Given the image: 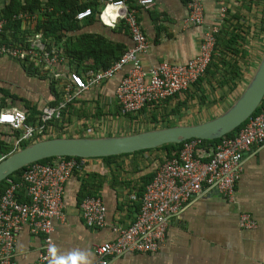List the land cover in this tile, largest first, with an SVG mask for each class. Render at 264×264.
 Returning a JSON list of instances; mask_svg holds the SVG:
<instances>
[{"label": "crops", "instance_id": "0c3cea01", "mask_svg": "<svg viewBox=\"0 0 264 264\" xmlns=\"http://www.w3.org/2000/svg\"><path fill=\"white\" fill-rule=\"evenodd\" d=\"M10 1L0 0V6ZM155 1L152 9H142L138 14L151 42V48L142 61L145 71L160 64L185 65L198 55L206 32L213 26H220L222 34H239V46L244 43L242 50L247 55V63H243L245 74L237 89L229 93L226 88L213 90L207 84L204 91L207 90L208 98L201 105L203 94L192 87L193 100L188 108L183 105L179 107L187 96L183 93L163 103L148 105L138 119H134L135 115L131 119L121 114L116 97L117 88L130 68L127 65L113 79L90 87L68 104L73 109L74 117L68 113L66 118L72 119L67 128L59 131L48 125L46 134L93 138L194 125L217 117L235 101L264 52V0H202L205 7L203 25L186 23L189 0ZM80 4H92L93 15L78 21L79 29L70 35L96 34L123 45L125 50L133 47L134 42L123 20L114 16L117 10L106 9L105 0H80ZM30 26L31 19L23 20V29L28 30ZM30 31L32 33L33 29ZM28 38L41 42L42 47L46 46L41 33H32ZM22 62L8 56L0 57V99L6 105L2 109L18 108L28 115L33 108L42 115L44 110L52 107L57 95L61 97L60 102L64 100L70 73L76 72L75 67L65 59L41 70V75H45L42 77L29 75ZM177 108L179 110L173 112ZM152 114L161 121L155 120ZM167 122L171 124L164 126ZM38 125L31 124L33 127ZM20 136L10 126L0 125V140L4 146L0 147V157L7 155L3 151L9 150L11 153L16 149V140ZM157 154L129 156L112 162L111 166L100 158L82 161L83 168L73 173L66 184L65 221L56 223L53 233V264L60 258L71 264L74 256L86 258L77 264H101L96 247L115 241L122 230L135 221L145 190L143 177L156 171L160 165ZM242 162L243 172L234 203H229L216 192H206L170 220L158 252H129L110 259L107 264H264V144H256L245 151ZM87 174L103 177L102 186L96 193L107 209L106 225L102 228L89 227L81 214L79 193L82 179ZM241 213L250 214L256 228H242L239 223ZM16 241L15 264H35L41 251L42 236L33 234L25 227Z\"/></svg>", "mask_w": 264, "mask_h": 264}, {"label": "built area", "instance_id": "2783aa9c", "mask_svg": "<svg viewBox=\"0 0 264 264\" xmlns=\"http://www.w3.org/2000/svg\"><path fill=\"white\" fill-rule=\"evenodd\" d=\"M105 3L106 9L117 10L114 16L123 20L134 42L133 47L127 49L108 69L89 70L83 74L70 73L64 100L57 107L44 110L37 127L27 123L25 111L18 108L2 109L0 125H8L21 132L15 150L20 149L24 141L36 140V136L47 128L50 121L61 118L67 104L90 87L111 80L127 65L130 68L116 91L122 115L137 113L148 105L174 98L205 75L212 62L220 26H213L206 32L198 55L185 65L160 64L146 72L142 61L151 48V42L138 14L142 9H152L156 1L105 0ZM188 8L186 23L203 25L205 7L202 0H189ZM223 12L226 13V10ZM92 15V8H87L79 11L75 18L81 22ZM14 18L24 21L31 19L23 14ZM7 24V20L0 19V34L4 33ZM31 41L28 50L21 45L0 43V57L8 56L21 61L29 57L44 70L65 60L55 50H46L41 42L35 39ZM256 144H264V110L249 118L233 137L221 138L214 147L203 146L200 139L184 142L177 156L157 167L154 179L145 188L135 221L122 230L115 241L96 247L99 262L107 264L110 259L129 252H158L165 240L170 220L206 192H216L229 203H234L243 172V153ZM6 156H1L0 162ZM78 169H81V165L77 159L58 158L54 163L35 162L28 165L19 181L6 179L8 187L0 199V264H15L16 239L25 227L33 234L42 236V247L35 264H53V233L56 223L65 221L66 184ZM19 194H24L28 201H20ZM80 209L89 227L102 228L106 225L107 209L102 198L86 197ZM239 223L242 228H256L255 220L248 213L239 215Z\"/></svg>", "mask_w": 264, "mask_h": 264}, {"label": "trees", "instance_id": "16d2710c", "mask_svg": "<svg viewBox=\"0 0 264 264\" xmlns=\"http://www.w3.org/2000/svg\"><path fill=\"white\" fill-rule=\"evenodd\" d=\"M90 7H92V4L81 5L80 0H11L9 3L4 4L0 8V19H5L8 22L4 33L0 34V43H12L14 45H21L28 50V48L31 47L32 43V41L29 40L28 37L32 35V33H41L44 37V41H46V50H55L59 55L64 57V59L68 60V62L75 67V71L79 74H83L89 70L97 71L108 69L114 62L119 60L122 54L126 51L123 45L110 42L105 37L96 34H82L78 36L70 35L79 29V23L75 18L76 14L79 11L85 10ZM20 14L27 15L31 18V26L28 30L23 29L22 18H14V16L18 17ZM31 28L33 29L32 33L30 31ZM220 33L217 35L212 62L209 65L205 75L200 78L195 84L189 87L188 90L175 96H180L183 93L187 95L183 102L179 105V107H181L182 105L186 108L189 107L191 100H193V96H191L193 88L199 89L200 92H202L203 97H201L200 102L201 105H203L204 103H206L208 98L206 94L207 90L204 91L207 84L213 87V90H215L216 88H226L229 93H232L237 89L239 83L242 82L245 74V67L243 63H247V55L243 54L244 51L242 49L244 43H242V45L240 46L238 44L241 36L239 34L235 35L233 33L230 36H228L227 33ZM22 63H24V66L29 75L45 77V75H41L40 73L41 70H43V67L36 66V64L32 60H30L29 57H26V59ZM11 97L14 98L13 96ZM60 101L61 97H58L57 95L56 101H54L51 106L57 107ZM69 106L70 105L67 104L66 108L62 110L61 118L50 121L49 126L52 125L59 131L63 130V128H67L68 124L71 122L70 120L74 117L73 109H70ZM4 107H6L5 101L0 99V112ZM146 108L147 107L143 108L137 113H129L123 116H128L133 119V115H135L134 119H138L139 114L142 113L143 110H146ZM178 110L179 108H177L173 112H177ZM263 110L264 101L262 106L253 114V116L261 113ZM68 113L72 118H66ZM152 115L154 116L155 114ZM40 118L41 112L31 108L30 112L27 115V123L30 125H35L37 123L40 124ZM154 119L158 120L157 116H154ZM170 124V122H167V125L164 126H169ZM244 124L241 127H243ZM241 127L225 137H233ZM47 132L48 127L38 135V138H36V140H41V138ZM17 134L19 136L21 135V132L17 131ZM219 141L220 139L212 141L202 140V144L203 146L214 147L219 143ZM30 142L32 141H24L21 147H25ZM183 145L184 143L169 144L152 150L136 152L134 154H124L100 159L108 162V165L111 166L112 162H115L122 158H127L129 156L137 157L144 155L145 153H158V158H156L159 160L161 165L167 160L177 156L179 151L183 148ZM0 147H4L1 140ZM0 152H2V150ZM3 152H5V154L7 155L10 154L9 150H5ZM160 155H162V158ZM63 158L69 159L71 157ZM57 159L58 158H50L39 162L44 164L54 163ZM75 159L79 161L81 168H83L81 163L82 161H86L87 159ZM119 168L122 167L119 166ZM26 169L27 167L15 172L7 179L19 181L21 175ZM79 170L80 169L75 170L74 173L79 172ZM155 172L156 171H152L143 177L145 188L154 179ZM102 183L103 177L101 175L87 174L86 177L82 179V186L79 193L80 202H82V200L86 197L96 196V193L101 188ZM7 187V180L0 183V199ZM19 195L20 201H28V199L24 197V194ZM140 208L141 207H139V209L137 210L138 213L140 211Z\"/></svg>", "mask_w": 264, "mask_h": 264}, {"label": "water", "instance_id": "95a60500", "mask_svg": "<svg viewBox=\"0 0 264 264\" xmlns=\"http://www.w3.org/2000/svg\"><path fill=\"white\" fill-rule=\"evenodd\" d=\"M264 101V52L243 91L217 117L194 125H176L109 137H54L30 142L0 162V183L28 165L50 158H105L134 154L191 139L217 140L241 127Z\"/></svg>", "mask_w": 264, "mask_h": 264}, {"label": "clouds", "instance_id": "9594fccd", "mask_svg": "<svg viewBox=\"0 0 264 264\" xmlns=\"http://www.w3.org/2000/svg\"><path fill=\"white\" fill-rule=\"evenodd\" d=\"M86 258L85 257H81V256H74L72 259H71V264H77V262L79 260H85ZM54 264H67V261L64 260L63 258H60L58 260H55L54 261Z\"/></svg>", "mask_w": 264, "mask_h": 264}, {"label": "rangeland", "instance_id": "374dc122", "mask_svg": "<svg viewBox=\"0 0 264 264\" xmlns=\"http://www.w3.org/2000/svg\"><path fill=\"white\" fill-rule=\"evenodd\" d=\"M223 91V90H222ZM204 116H208V115H204ZM159 121H161V120H159ZM154 126H155V124H154ZM158 127H160V126H162V125H157ZM134 127H136L137 129H138V126H136V125H134ZM46 138H54V136L53 135H49V134H46V135H44L41 139H46ZM39 140V139H38ZM33 141H36V140H33ZM32 141V142H33Z\"/></svg>", "mask_w": 264, "mask_h": 264}]
</instances>
